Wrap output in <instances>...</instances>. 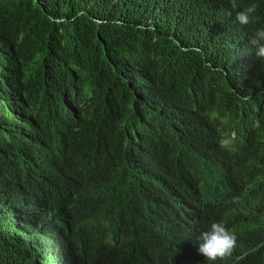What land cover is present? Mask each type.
I'll use <instances>...</instances> for the list:
<instances>
[{
    "label": "trees",
    "instance_id": "1",
    "mask_svg": "<svg viewBox=\"0 0 264 264\" xmlns=\"http://www.w3.org/2000/svg\"><path fill=\"white\" fill-rule=\"evenodd\" d=\"M237 3L0 0V264H174L222 210L264 232V0Z\"/></svg>",
    "mask_w": 264,
    "mask_h": 264
},
{
    "label": "clouds",
    "instance_id": "2",
    "mask_svg": "<svg viewBox=\"0 0 264 264\" xmlns=\"http://www.w3.org/2000/svg\"><path fill=\"white\" fill-rule=\"evenodd\" d=\"M233 10L239 8L237 0H230ZM255 3L236 12V21L243 26L258 21ZM258 57H264V27L258 28L250 41ZM228 140L221 145L227 146ZM246 188L240 184L239 190ZM237 192V190H236ZM233 218L235 220H233ZM188 240L182 254L174 264H240L241 261L256 252V245L262 246V232L254 218L246 217L244 209L239 219L233 214L221 211L218 220L200 222L190 219L186 224Z\"/></svg>",
    "mask_w": 264,
    "mask_h": 264
}]
</instances>
